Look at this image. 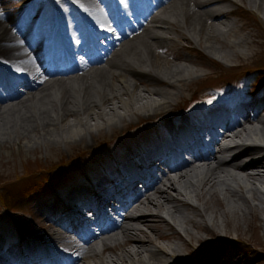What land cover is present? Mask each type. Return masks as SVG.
<instances>
[{
    "label": "bare ground",
    "instance_id": "6f19581e",
    "mask_svg": "<svg viewBox=\"0 0 264 264\" xmlns=\"http://www.w3.org/2000/svg\"><path fill=\"white\" fill-rule=\"evenodd\" d=\"M110 1L48 3L36 16V33L44 35L46 30H51L46 10L54 12L56 7L62 12L66 36L80 38L77 30L82 23L72 24V20H77L72 10L75 4L85 17L105 25L104 29L109 28ZM130 1L114 0L123 18L131 12ZM153 1L134 26L109 38L106 49L83 57L89 47L83 42L79 47L73 46L78 54L75 64L65 63L52 70L43 64L39 43L31 39L37 29L31 30L28 24L32 13L22 15L0 8V81L14 77L8 70L25 73L18 80L19 89L2 82L6 94H0V152L5 144L14 143L24 152L33 151L44 140L56 141V132L59 135L66 132L60 138L63 143L75 144L88 136L93 139L102 129L114 132L125 121L142 120L133 130L154 124L150 131H145L148 135L144 148L137 149L141 155L152 153L146 159L141 158L142 161L135 160L136 154L125 159L124 148L129 144H123L121 152L117 151L119 144L113 141L123 134L102 139L98 144H109L112 149L109 161L118 165L119 159L124 160L127 172L134 173L139 181L147 174L151 179L138 189L126 182L130 195L121 198L116 209L109 205V199L117 197L115 184L124 176L122 171L116 177L102 174L97 178L95 189L73 181L74 185L65 190L64 200L59 199V203L48 200L45 208L33 211L34 216H42L45 221L33 228V234L40 238L23 236L26 247L28 239L35 245L28 248L32 261L29 264H250L230 251L235 246L223 242L230 239L226 236L229 231L220 235L217 215L211 216L208 210L210 200L217 207V214L224 213L228 221L239 215H253L255 222L251 225L261 227L264 233V147L245 146V140L250 137L264 143V98L235 109L215 108L207 119L203 108L201 114L189 113L179 107L176 95L186 82L198 80L199 75L186 64L169 61L175 58L188 63L191 60L187 55L180 58L159 53L169 50L171 44L167 42L172 39L171 35L181 39L178 43L173 40L175 52L196 46L212 51L215 43L236 51L242 46L248 49L260 45L259 37L263 38L264 34L250 32L247 23L238 25V19L232 17L247 11L254 16L257 27H263L264 0ZM128 25L124 20L123 26ZM108 33L106 29L100 34ZM72 41L74 44L76 39ZM175 102L177 108L168 109ZM227 113L231 120L227 119ZM165 121H169L168 125ZM177 145L182 147V152ZM255 150H262L261 156L248 161ZM77 154H84V150ZM185 155L191 159H184ZM254 157L253 154L250 158ZM129 160L134 161L133 165ZM140 167L146 170L140 171ZM108 190L111 195L102 197L101 192ZM194 199H203V202L195 204ZM84 210H89L92 216L85 215ZM152 217L165 223L179 243H158V239L169 237L151 223ZM140 224L149 231L143 230ZM87 228H93V232L83 235L81 230L86 232ZM193 232L211 236V242L220 241L218 252L210 253V259L194 263L192 258L199 256L195 251L183 256L182 245L191 248L187 238L200 241L203 247L207 245L202 235L196 236ZM54 247L62 252L59 253L62 260L47 256ZM3 253L9 256L7 251ZM14 262L28 264L26 260Z\"/></svg>",
    "mask_w": 264,
    "mask_h": 264
},
{
    "label": "rangeland",
    "instance_id": "374dc122",
    "mask_svg": "<svg viewBox=\"0 0 264 264\" xmlns=\"http://www.w3.org/2000/svg\"><path fill=\"white\" fill-rule=\"evenodd\" d=\"M2 1L5 2L4 4L0 3V8H3L2 11L19 12L21 5L28 0H0V2ZM42 1L40 0V2ZM232 19H238V25L247 23L248 29L252 33L257 31L264 34V26L258 28L253 20L254 16L252 17L249 12L248 15L239 13L237 16H233ZM230 38L234 39L233 36H230ZM259 39L262 40L260 45L248 49L242 46L240 51L215 43V48L211 49L212 51L198 45L199 47L196 46L193 48L194 50L191 48L190 50L183 49L173 52V50L165 49V52H160V55L171 54L180 58L187 55L191 60L188 63L175 58H171L169 61L171 64H186L187 67L193 68L196 74L199 75L198 80L186 82L185 87L176 95V100H179V107L186 108L189 113L196 112L199 114H201L200 110L203 108L206 118L208 113L215 108L225 110L224 105L236 108L253 103V97H251L255 96L253 90L264 78V36L263 38L259 37ZM178 40L181 39L178 38ZM168 44H171V42ZM255 66L263 68L256 70ZM242 68L248 69L243 72ZM254 80L257 82L254 83ZM114 84L118 85L115 80ZM141 88L137 87V90H142ZM257 93L264 95V87ZM207 105L209 106L207 107ZM173 106L176 107V102L168 109L173 108ZM139 120L138 122L136 119L125 121L121 126L119 125L118 129L115 127L114 132L112 129H102L99 133L93 135V139L88 136L87 139L75 144L63 143L60 140V138L67 135L66 132L60 135L58 132H56L57 134L54 133L56 141L48 142L44 140L37 149L29 152L18 149L16 143L11 146L5 144L0 152V247L2 250L10 253L9 251L17 248L16 245L21 240V232H18V228L30 230L45 221L42 216L33 215L36 208H45L46 203L49 201L59 203V199L53 196V192H48L51 190L49 184L58 186L59 190L57 192L61 197H64L65 190L74 185L73 181H87V178L83 177L81 169L88 168V173L92 179L103 174V167L109 175L116 177L118 174L117 165L109 161L108 157L112 149L106 143L103 146L97 145L102 139H111V137H116L122 133L121 138L113 141L116 145L119 144L117 151L121 152L123 144H129L128 148L124 149L125 159L128 155H135L137 149L144 148V144L147 142L146 136L148 133L145 132L146 129L150 131L154 127V124H152L148 127L149 129L143 127L133 130L135 125L140 124ZM90 121L93 122V120ZM99 121L101 120L99 119ZM167 123L169 121L164 122L165 125H168ZM110 133L112 134L110 135ZM152 136L157 137V134L153 133ZM129 146L132 148L130 149ZM79 150H84V154L78 155ZM118 161L124 164V160L119 159ZM100 162L104 164L100 165ZM122 167L121 164L120 168L122 169ZM193 202L201 205L203 199H194ZM209 205L208 213L211 216L217 215L219 220V234L223 235L227 233L226 231H229L226 236L238 240L235 249H233L234 251H230L235 255H240L242 259L247 260L250 264H264V233L261 227L255 228L251 225L252 222H255L253 215H239L235 219L229 218L228 221L224 213L223 215L217 214V207L210 200ZM162 215L170 220L164 212H162ZM262 215L264 217V214ZM151 220L155 227L169 237V239L164 240L158 239V243H179L173 237L172 230L165 223L158 222V218L155 217H152ZM139 226L143 230L149 231L145 225L140 224ZM81 231L84 233V230ZM88 231H93V228H89ZM150 234L152 237L154 236L152 233ZM195 235H202L205 239L203 241L208 244L212 241V237L206 236L204 233L197 232ZM187 239L191 242V248H186L183 244L181 247L183 256H187L190 251H195V253H199V256L198 259L192 258L193 263L202 259H210L213 248L202 247L200 241Z\"/></svg>",
    "mask_w": 264,
    "mask_h": 264
},
{
    "label": "trees",
    "instance_id": "16d2710c",
    "mask_svg": "<svg viewBox=\"0 0 264 264\" xmlns=\"http://www.w3.org/2000/svg\"><path fill=\"white\" fill-rule=\"evenodd\" d=\"M255 69H257V70H260L261 68H263V67H261V66H259V67H254ZM245 71V70H244ZM60 167H62V166H60ZM65 167V166H64ZM49 171V170H48ZM66 175H69V174H66ZM70 176V175H69Z\"/></svg>",
    "mask_w": 264,
    "mask_h": 264
},
{
    "label": "snow or ice",
    "instance_id": "6c2138e0",
    "mask_svg": "<svg viewBox=\"0 0 264 264\" xmlns=\"http://www.w3.org/2000/svg\"><path fill=\"white\" fill-rule=\"evenodd\" d=\"M85 11H87V9H85Z\"/></svg>",
    "mask_w": 264,
    "mask_h": 264
}]
</instances>
